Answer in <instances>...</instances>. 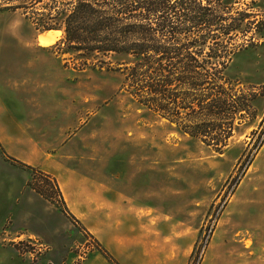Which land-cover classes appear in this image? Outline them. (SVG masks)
Here are the masks:
<instances>
[{"label":"rangeland","instance_id":"1","mask_svg":"<svg viewBox=\"0 0 264 264\" xmlns=\"http://www.w3.org/2000/svg\"><path fill=\"white\" fill-rule=\"evenodd\" d=\"M30 1L0 0L1 59L17 56L15 46L31 48L37 35L44 33L33 22L44 19V3L51 0ZM210 1V12L221 19L184 27L193 33L205 30L217 35L213 51L218 57L213 62L228 52L224 70L228 81L218 84L235 107L234 116L210 120L233 126L222 153L181 130L184 125L203 122L188 118V109L171 104V110L180 115L166 119L121 89L123 75L116 69L120 56L103 57L104 63L97 65L89 59L79 70L82 59L66 45L56 44L62 31L54 29L60 31L56 41L29 56L60 61L61 81L56 85L52 81L51 89L31 88L29 99L41 95L42 105L43 98L49 106L54 98L56 104L73 106V140L65 139L61 149L73 153V177L99 183L109 180L128 196L135 193L129 190L133 186L140 206L99 209L106 221L97 223L101 219L92 218V209L74 198L71 213L55 179L47 174L50 181L45 182L38 174L42 171L31 166L35 171L27 170L28 189L36 203L24 210L31 225L21 233L38 236L44 250L37 253L38 247L26 241L17 246L15 235L2 232L0 245L49 255L55 264H65L70 255L78 263L93 250L110 255L113 243L119 249L130 244L153 250L158 261L167 264H264V0ZM13 5L23 7L8 8ZM49 5L55 24L60 4ZM168 12L173 17L182 10ZM241 13L246 17L240 20ZM227 28H236L229 39L222 34ZM203 57L199 55L198 60ZM211 93V97L218 96L216 91ZM34 102L24 104L31 123L47 121V133H58L66 122L59 117L54 121L38 118L40 110ZM81 183L79 189L84 192L87 183ZM37 205L40 213L34 209Z\"/></svg>","mask_w":264,"mask_h":264},{"label":"trees","instance_id":"2","mask_svg":"<svg viewBox=\"0 0 264 264\" xmlns=\"http://www.w3.org/2000/svg\"><path fill=\"white\" fill-rule=\"evenodd\" d=\"M209 1L205 0L203 5V0H51V3L60 4L58 22L53 23L54 17L50 13L53 6L45 2L44 19L33 23L42 31H62L56 44L66 45L82 59L79 70L89 59V63L97 65L104 63L103 57L120 56L116 69L123 75L121 89L138 104L159 111L166 119L180 115L179 111L171 110V104L178 109H188L185 113L188 118H202L203 122L184 125L181 130L222 153L232 136L233 126L210 120L234 116L232 110L235 107L223 96V85L218 84L228 81L224 76L228 52L221 61L213 62L212 59L218 57L213 51L217 35L205 30L193 33L184 27L186 23L221 19L210 12ZM171 8H179L182 12L174 13L172 17L168 12ZM239 15L240 20L246 17L245 13ZM223 19L231 18L224 16ZM235 29L227 28L222 34L229 39ZM199 55L204 56L201 61ZM209 80L212 87H209ZM211 91H216L218 96L211 97ZM11 161L28 171H35L13 158ZM38 174L45 182L50 181L47 174ZM54 187L57 186L54 184ZM101 253L112 264H117L106 251L101 250Z\"/></svg>","mask_w":264,"mask_h":264},{"label":"crops","instance_id":"3","mask_svg":"<svg viewBox=\"0 0 264 264\" xmlns=\"http://www.w3.org/2000/svg\"><path fill=\"white\" fill-rule=\"evenodd\" d=\"M58 32L60 34L57 30H47L41 34L48 36L56 35ZM41 34L37 35V43H33L31 48L15 46L18 51L15 52L17 56L14 58H0V148L3 151L0 150V169L12 172L10 176L0 170V233L7 236L15 235L16 243L31 236L38 237L34 234L25 236L21 233L31 223L29 219L27 221L28 216L24 210L29 211L28 206L33 207L36 201L28 189L29 172L13 163L11 158L36 167L54 178L69 211L73 213L74 198L79 203H85L86 208L92 209V218L101 219L97 223L106 221L104 216L98 213L99 209L140 206V202L134 198L137 189L133 186L129 190L135 193L128 196L112 186L109 180H107L108 183L103 180L99 183V180L95 182L78 176L73 177V165L70 163L73 162V153L61 152L66 143L65 139L73 140V106L62 105L61 101L60 104H56L54 98L50 106L45 104V98H43L44 105H42L40 104L41 95L32 97V100L29 99L31 88L51 89V82L53 81L56 85L61 81L63 74L62 64L60 61L57 62L56 58L41 60L29 56L47 47L39 43ZM58 36L56 35V39ZM52 93L54 97L55 92ZM26 101L27 104L35 101L34 107L40 110L38 118L48 117L49 121H54L58 117L62 118L66 122L64 127H60L58 133L49 134L46 129L47 121L40 125L31 123L29 112L24 108ZM83 181L87 183L84 192L79 189ZM34 209L40 213V206L37 205ZM39 213H37L38 218ZM24 216H26V222L23 221ZM5 226H8L7 230L4 229ZM111 245L113 246L109 247V253L117 264H167L165 261L159 262L158 255L153 250H145L130 244L122 249L116 248L115 243ZM42 254L37 255L35 252L18 247L0 245V264H55L49 255ZM81 258L78 263H74L73 256L70 255L65 264H112L98 250L90 251Z\"/></svg>","mask_w":264,"mask_h":264},{"label":"bare ground","instance_id":"4","mask_svg":"<svg viewBox=\"0 0 264 264\" xmlns=\"http://www.w3.org/2000/svg\"><path fill=\"white\" fill-rule=\"evenodd\" d=\"M48 34V33H47ZM56 35H59V32L56 34ZM56 35L54 34H50L48 36H45L44 34H41L39 36V39H40V43L44 46H49L51 44H53L56 40Z\"/></svg>","mask_w":264,"mask_h":264},{"label":"built area","instance_id":"5","mask_svg":"<svg viewBox=\"0 0 264 264\" xmlns=\"http://www.w3.org/2000/svg\"><path fill=\"white\" fill-rule=\"evenodd\" d=\"M24 241H26L31 246H37L38 247V252L37 253H39L41 251V248L42 249L44 248V245L38 240V238H36L34 236L28 237L26 240H24V239L20 240L19 243H23ZM32 252H34V251H32Z\"/></svg>","mask_w":264,"mask_h":264}]
</instances>
